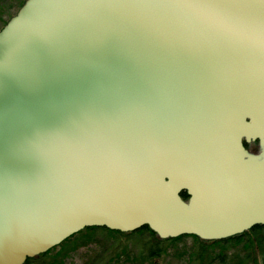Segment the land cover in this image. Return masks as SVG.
Here are the masks:
<instances>
[{"label":"water","instance_id":"water-1","mask_svg":"<svg viewBox=\"0 0 264 264\" xmlns=\"http://www.w3.org/2000/svg\"><path fill=\"white\" fill-rule=\"evenodd\" d=\"M262 145L264 0H26L0 30V264L93 227L242 235Z\"/></svg>","mask_w":264,"mask_h":264},{"label":"trees","instance_id":"trees-1","mask_svg":"<svg viewBox=\"0 0 264 264\" xmlns=\"http://www.w3.org/2000/svg\"><path fill=\"white\" fill-rule=\"evenodd\" d=\"M26 0H23L19 9L24 5ZM12 14L8 20H6L0 30L9 22V20L17 14ZM183 198L187 199L186 194H183ZM99 233L106 234L108 237H132V236H144L145 239L142 243L139 255L130 258L127 254H119L117 258L126 256L127 260L131 261V264H145L152 259L160 258L163 255L166 256L170 244L182 241L185 238H192L195 241V248L193 250L180 253V256H185L189 259L190 264H264V235L263 227L256 229L254 233H244L223 241H204L196 236H182L176 239L160 240L156 237V234L149 228L144 227L134 233H121L111 231L107 228H87L78 234L72 236L63 242L60 246L55 247L48 253L43 254L37 258L28 259L25 264H63L62 258L59 261V257L63 253H58L54 256L57 249H62L64 252L67 249L68 244L72 241H76L73 249L79 245H85L95 241V236ZM72 249V250H73ZM127 251V250H126ZM128 255V256H127ZM116 258V259H117Z\"/></svg>","mask_w":264,"mask_h":264},{"label":"rangeland","instance_id":"rangeland-1","mask_svg":"<svg viewBox=\"0 0 264 264\" xmlns=\"http://www.w3.org/2000/svg\"><path fill=\"white\" fill-rule=\"evenodd\" d=\"M23 0H0V28L8 18L15 14ZM255 144L252 143L251 147ZM140 236V235H139ZM132 237H108L106 234L99 233L95 236V241L86 243L73 249L76 241L68 244L67 249L61 252L62 249H57L56 254L63 253L59 257L62 258L63 264H131L126 256L117 258L119 254H127L130 258L139 255L144 236ZM169 250L166 256L155 258L145 264H190L189 259L180 253L188 249L191 252L195 248V241L192 238H185L174 244L167 246ZM73 249V250H72ZM127 250V251H126ZM127 255V256H128ZM117 258V259H116Z\"/></svg>","mask_w":264,"mask_h":264},{"label":"flooded vegetation","instance_id":"flooded-vegetation-1","mask_svg":"<svg viewBox=\"0 0 264 264\" xmlns=\"http://www.w3.org/2000/svg\"><path fill=\"white\" fill-rule=\"evenodd\" d=\"M255 145L253 146V147H251V144L250 145H247L246 146V148L247 149H249V151H251V152H253V153H256V152H258V148H259V146H258V143H254ZM188 198V197H187ZM261 227H263V235H264V225H257V226H255V227H253L250 231H247V232H250V233H254V231L256 230V229H260ZM247 232H245V233H247Z\"/></svg>","mask_w":264,"mask_h":264},{"label":"snow or ice","instance_id":"snow-or-ice-1","mask_svg":"<svg viewBox=\"0 0 264 264\" xmlns=\"http://www.w3.org/2000/svg\"><path fill=\"white\" fill-rule=\"evenodd\" d=\"M261 147H262V150H264V145H262Z\"/></svg>","mask_w":264,"mask_h":264}]
</instances>
